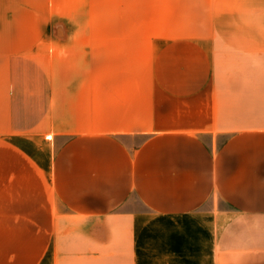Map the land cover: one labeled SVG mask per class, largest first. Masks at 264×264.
Segmentation results:
<instances>
[{
	"label": "crops",
	"instance_id": "1",
	"mask_svg": "<svg viewBox=\"0 0 264 264\" xmlns=\"http://www.w3.org/2000/svg\"><path fill=\"white\" fill-rule=\"evenodd\" d=\"M0 264H264V0H0Z\"/></svg>",
	"mask_w": 264,
	"mask_h": 264
},
{
	"label": "rangeland",
	"instance_id": "2",
	"mask_svg": "<svg viewBox=\"0 0 264 264\" xmlns=\"http://www.w3.org/2000/svg\"><path fill=\"white\" fill-rule=\"evenodd\" d=\"M140 224H139V242L142 248L153 250L173 244L175 235L181 234L183 223L188 220L182 218H166L152 214L143 206L139 205ZM179 243L178 237L176 244Z\"/></svg>",
	"mask_w": 264,
	"mask_h": 264
},
{
	"label": "built area",
	"instance_id": "3",
	"mask_svg": "<svg viewBox=\"0 0 264 264\" xmlns=\"http://www.w3.org/2000/svg\"><path fill=\"white\" fill-rule=\"evenodd\" d=\"M46 137H49V135H47Z\"/></svg>",
	"mask_w": 264,
	"mask_h": 264
}]
</instances>
